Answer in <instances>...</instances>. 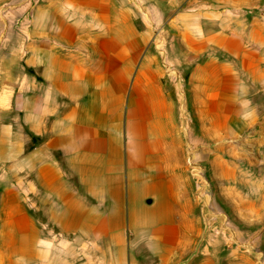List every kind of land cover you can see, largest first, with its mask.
<instances>
[{"label":"crops","instance_id":"crops-1","mask_svg":"<svg viewBox=\"0 0 264 264\" xmlns=\"http://www.w3.org/2000/svg\"><path fill=\"white\" fill-rule=\"evenodd\" d=\"M192 155L264 194V0H0V264H53L49 224L214 264Z\"/></svg>","mask_w":264,"mask_h":264},{"label":"rangeland","instance_id":"rangeland-1","mask_svg":"<svg viewBox=\"0 0 264 264\" xmlns=\"http://www.w3.org/2000/svg\"><path fill=\"white\" fill-rule=\"evenodd\" d=\"M195 147L200 146L193 143L192 154L197 152ZM202 147L205 150L201 154L211 149L209 145ZM209 164L193 155L189 161L192 221L187 228L190 233L187 244L190 257L209 258L214 264H264V216L261 215L264 210L248 208L249 200H264V194L253 192L249 185L251 175L241 177L240 183L232 188L230 179L217 178ZM39 227L41 234L50 238L47 247L54 252L49 258L53 264H160L141 244L135 248V255L128 249L121 254L99 236L95 241L85 240L84 234L72 239L51 224Z\"/></svg>","mask_w":264,"mask_h":264}]
</instances>
